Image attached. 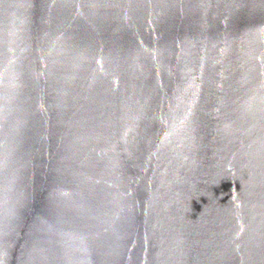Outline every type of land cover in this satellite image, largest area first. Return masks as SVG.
Returning a JSON list of instances; mask_svg holds the SVG:
<instances>
[{
    "label": "water",
    "instance_id": "95a60500",
    "mask_svg": "<svg viewBox=\"0 0 264 264\" xmlns=\"http://www.w3.org/2000/svg\"><path fill=\"white\" fill-rule=\"evenodd\" d=\"M0 264H264V0H0Z\"/></svg>",
    "mask_w": 264,
    "mask_h": 264
}]
</instances>
